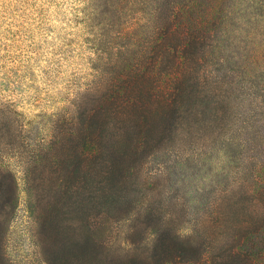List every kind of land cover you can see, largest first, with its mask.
<instances>
[{
	"label": "trees",
	"instance_id": "1",
	"mask_svg": "<svg viewBox=\"0 0 264 264\" xmlns=\"http://www.w3.org/2000/svg\"><path fill=\"white\" fill-rule=\"evenodd\" d=\"M92 10V83L43 133L0 116V264L18 169L44 264H264V0Z\"/></svg>",
	"mask_w": 264,
	"mask_h": 264
},
{
	"label": "rangeland",
	"instance_id": "2",
	"mask_svg": "<svg viewBox=\"0 0 264 264\" xmlns=\"http://www.w3.org/2000/svg\"><path fill=\"white\" fill-rule=\"evenodd\" d=\"M92 7L94 0H0V116L16 118L17 112L26 134L45 132L105 61L98 58ZM18 177L20 201L7 256L11 264H44L21 169Z\"/></svg>",
	"mask_w": 264,
	"mask_h": 264
}]
</instances>
